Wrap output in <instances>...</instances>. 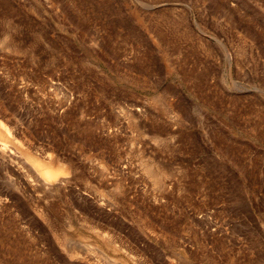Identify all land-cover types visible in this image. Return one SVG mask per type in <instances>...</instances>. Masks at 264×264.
<instances>
[{
	"label": "rangeland",
	"instance_id": "obj_1",
	"mask_svg": "<svg viewBox=\"0 0 264 264\" xmlns=\"http://www.w3.org/2000/svg\"><path fill=\"white\" fill-rule=\"evenodd\" d=\"M0 264H264V0H0Z\"/></svg>",
	"mask_w": 264,
	"mask_h": 264
},
{
	"label": "bare ground",
	"instance_id": "obj_2",
	"mask_svg": "<svg viewBox=\"0 0 264 264\" xmlns=\"http://www.w3.org/2000/svg\"><path fill=\"white\" fill-rule=\"evenodd\" d=\"M5 132V131H3ZM5 134V133H4ZM2 133L3 136H6ZM30 158V157H29ZM33 161V160H31ZM33 163V162H32ZM49 163V162H48ZM35 165V164H34ZM36 165L38 166L39 170L41 171L43 177L47 178V179H52L55 177L56 179V175H57V171H55L53 168H51L49 165L44 164L42 162H39V160L36 162ZM52 165V163H51ZM36 167V166H35ZM37 168V167H36ZM61 177V176H60ZM49 180V181H50ZM157 180V179H156ZM54 181V180H53ZM52 182V181H50Z\"/></svg>",
	"mask_w": 264,
	"mask_h": 264
}]
</instances>
